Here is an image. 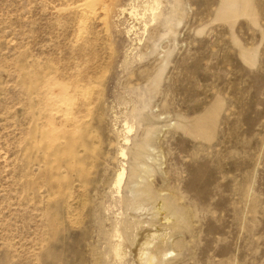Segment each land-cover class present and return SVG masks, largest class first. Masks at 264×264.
<instances>
[{"label": "rangeland", "instance_id": "obj_1", "mask_svg": "<svg viewBox=\"0 0 264 264\" xmlns=\"http://www.w3.org/2000/svg\"><path fill=\"white\" fill-rule=\"evenodd\" d=\"M92 1L0 0V264H264V0Z\"/></svg>", "mask_w": 264, "mask_h": 264}, {"label": "bare ground", "instance_id": "obj_2", "mask_svg": "<svg viewBox=\"0 0 264 264\" xmlns=\"http://www.w3.org/2000/svg\"><path fill=\"white\" fill-rule=\"evenodd\" d=\"M89 1V0H88ZM96 1H98V0H96ZM96 1H92V2H95L94 3V7L96 6ZM162 1L163 0H144L143 1V4H142V11H143V15L144 14H149L151 17H152V21L155 19V17L157 16V14H158V11L160 10V8H161V4H163L162 3ZM99 2H101V1H99ZM90 5H91V0H90ZM104 4H105V0H104ZM88 5V4H87ZM93 6V5H92ZM92 6H91V8H92ZM105 6H106V4H105ZM105 6H103V7H105ZM133 6V5H132ZM173 6V5H172ZM224 6L226 7V9L227 10H231V11H236L237 10V6H238V3L236 2V0H225V4H224ZM93 7V8H94ZM141 7V6H140ZM90 8V9H91ZM92 8V10H94ZM107 8V7H106ZM134 10H135V12H136V14H142V11L140 10H137V6H133L132 7ZM221 8V7H220ZM172 9H173V7H172ZM175 9V8H174ZM222 9V8H221ZM171 11V10H170ZM171 17V16H170ZM169 17V18H170ZM168 23V22H167ZM64 97V96H63ZM62 101H66L65 99H63L62 98ZM136 171V170H135ZM124 172H125V170H124V168L119 172V174H118V180H117V183L118 184H120L121 182H122V179H123V176H124ZM139 172V171H138ZM135 175V174H134ZM138 175V174H137ZM136 176V175H135ZM145 190H146V188H144ZM144 193H146V192H144ZM148 195V194H147ZM144 196V195H143ZM120 235V234H119ZM113 246V245H112ZM146 246H148V244L146 245ZM113 250V249H112ZM112 252V251H111ZM115 252V254H116V256L117 257H120V258H123L124 257V253H123V247H122V243H116V245L114 246V250H113V253ZM113 253H111V254H113ZM148 252H144V251H141V253H140V256L142 257L143 255H145V254H147ZM155 253V252H154ZM114 254V255H115ZM151 255V254H150ZM119 259V258H118ZM156 258H155V256H153V255H151V257L147 260V262L148 263H150L151 264V262L152 261H154ZM159 259V258H158Z\"/></svg>", "mask_w": 264, "mask_h": 264}]
</instances>
